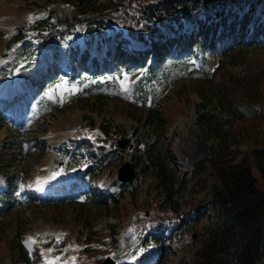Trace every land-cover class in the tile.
I'll list each match as a JSON object with an SVG mask.
<instances>
[{
	"label": "rangeland",
	"instance_id": "obj_1",
	"mask_svg": "<svg viewBox=\"0 0 264 264\" xmlns=\"http://www.w3.org/2000/svg\"><path fill=\"white\" fill-rule=\"evenodd\" d=\"M39 6H47L59 26L55 25L46 37L33 41L31 51L35 46L40 51L38 49L32 58L21 52V42L30 41L25 32L18 40L10 37L16 25L27 27L26 9L34 11ZM85 11L81 18L89 40L81 39L76 48L73 44L79 34L75 32L72 0H0V100L10 104L0 118V145L5 147L0 148V191L21 201L17 208L7 202L14 201L11 197L0 201V264H11V248L13 250L16 240L28 241L26 246L31 247L34 263L43 264L38 245L43 246L44 256H49L58 235H69L71 239H63L71 242L75 252L94 241L101 242L104 251L118 249L116 254L120 255L124 252L120 250L125 247L124 237L137 225L162 217L163 221H168L173 200L180 206L188 202L206 209L205 204L219 185L212 175L209 159L239 163L245 158L251 159L253 150H264V117L257 121L234 120L237 114L230 111L231 102L225 98L227 95L236 100L239 92L233 87L242 85L249 71L264 67V36L249 40L241 47L205 51L202 62H187L188 52H175L171 58L163 57L156 62L151 60L152 79L143 82L141 74L135 73L131 84L122 85L115 95L111 91H100L90 96L68 98L60 110L43 114H34L29 101L20 107L16 102L18 97H30L36 89V86H29L30 81L43 83L49 72H57L62 67L70 74L74 55L78 63L82 62L85 49L91 55L84 61L86 66H94L95 57L105 67L107 51L113 49V36L101 39L97 35L95 6L87 5ZM199 16L198 7L183 28L196 27ZM162 29L166 35H178L166 24H162ZM23 57L25 60L20 64ZM111 61L108 56L107 65ZM138 89H143L140 93L146 94V100L142 101ZM201 112L213 115L212 125L199 123L197 117ZM89 124L94 129L100 128L102 142L95 143L94 138L81 132L72 133ZM121 136H129L132 143L141 146L154 144L159 157L151 161L142 150L133 153L126 149L127 146L121 154L108 150L107 146L114 145ZM222 136L229 141L225 150L221 147ZM70 137L75 139L74 146L67 152L57 150L64 147ZM85 140L91 144L89 147L81 143ZM99 144L106 146L100 150ZM168 149L175 155L177 169L181 171L174 176L170 195L165 189L169 186H163L159 175V183L153 179L154 170L160 164L171 175L174 163L168 158ZM105 153L108 165L96 178L91 179L88 174L78 177L75 168L86 161V155L100 157ZM127 159L137 166H148L142 170L137 191L128 193L119 203L103 204L100 198L93 196V190L109 189L116 182L119 165ZM201 160L205 162L200 164ZM62 165V175L51 173ZM252 170L258 175L255 167ZM198 173L202 175L200 180ZM117 186H111V190L116 192ZM40 187L43 196L50 198L48 203L37 196ZM86 194L88 196H83ZM71 195L74 197L70 198ZM53 197L56 200L51 199ZM143 212L147 215H142ZM192 213L193 210L189 216ZM191 233L192 240L185 238L175 252L164 257L163 264H196L200 237L195 228ZM113 237L115 244L107 245ZM140 246L128 245V255ZM95 252L102 254L98 249ZM87 253L85 251L84 256L88 258L93 255ZM155 253V247L149 248L144 262H156L158 254ZM69 261L81 262L74 257ZM46 264L58 263L47 259Z\"/></svg>",
	"mask_w": 264,
	"mask_h": 264
},
{
	"label": "trees",
	"instance_id": "obj_2",
	"mask_svg": "<svg viewBox=\"0 0 264 264\" xmlns=\"http://www.w3.org/2000/svg\"><path fill=\"white\" fill-rule=\"evenodd\" d=\"M241 1L100 0L98 5L101 14L112 20L119 31L125 27L130 37L148 41L151 50L161 55L167 45L177 46L179 42L185 44L187 41L173 37H168L167 40H149L160 30L157 26L158 22L167 20L170 26H174L173 19L188 16L191 9L201 2L205 19L194 29V32L187 33L188 44L190 47L193 44L199 48H212L215 46L216 39H221L220 35H217L218 26L227 16V9L232 3ZM250 1V9L240 20L242 39L251 37L254 27V9L257 4H264V0ZM87 2L94 4L96 0H78V8L81 10ZM47 24L49 21L46 18H39L31 22L29 29L31 32H39L38 29L45 30ZM255 30L259 32L258 29ZM118 46H122V43ZM118 52L121 64H125V61H137L140 67H144L142 61L144 54L141 50L124 46ZM247 75V80L239 88L241 94L238 102L242 108L238 105L239 103L233 104V107L240 116L243 115L246 121H257L264 117V67L258 71L251 70ZM99 76L106 78L107 75L100 73ZM105 81L107 85L117 83L116 78L114 81ZM59 82L66 81L64 78L54 77L46 87H42L41 91ZM90 87L84 85L83 89L89 91ZM36 104L37 108L45 105L54 106L48 96L36 98ZM198 116L199 123L212 125L214 122L213 115L210 113L202 112ZM220 142L222 149H227L229 141L222 136ZM146 150L149 155L153 152V156L158 158L159 153L154 146H147ZM210 162L213 168L212 175L219 183L213 190L212 200L209 203L211 209L215 210L216 217L209 215L204 217L205 224L201 230L202 244L197 252V264H264V150H253L251 159L245 158L239 163L225 162L224 159L219 158L218 161L216 158L210 159ZM158 167L159 178L163 181L161 183L164 187L169 186L165 188L168 192L172 191L171 175L165 170L164 165L160 164ZM253 167L256 168L258 175L254 174ZM130 186L134 188L135 183L123 184V190ZM111 199L115 200L117 196L112 194ZM108 200H105L103 204H108ZM163 236L164 233H157L152 235V238L164 247ZM18 246L20 258L17 260L23 258V264H29L23 247Z\"/></svg>",
	"mask_w": 264,
	"mask_h": 264
},
{
	"label": "water",
	"instance_id": "obj_3",
	"mask_svg": "<svg viewBox=\"0 0 264 264\" xmlns=\"http://www.w3.org/2000/svg\"><path fill=\"white\" fill-rule=\"evenodd\" d=\"M118 177L122 180L125 179L130 180L134 177L133 168L129 162H125L120 167ZM95 264H114V262L110 258H106L105 261H103L102 263H95Z\"/></svg>",
	"mask_w": 264,
	"mask_h": 264
},
{
	"label": "snow or ice",
	"instance_id": "obj_4",
	"mask_svg": "<svg viewBox=\"0 0 264 264\" xmlns=\"http://www.w3.org/2000/svg\"><path fill=\"white\" fill-rule=\"evenodd\" d=\"M56 238H57L58 240L60 239V237H59V236H57ZM30 239H32V238H30Z\"/></svg>",
	"mask_w": 264,
	"mask_h": 264
}]
</instances>
